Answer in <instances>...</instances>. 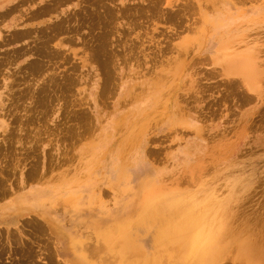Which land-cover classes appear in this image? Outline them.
Here are the masks:
<instances>
[{
    "label": "rangeland",
    "instance_id": "1",
    "mask_svg": "<svg viewBox=\"0 0 264 264\" xmlns=\"http://www.w3.org/2000/svg\"><path fill=\"white\" fill-rule=\"evenodd\" d=\"M31 1L0 0V201L41 181L90 193L76 210L72 199L51 206L84 255L102 258L90 220L128 209L145 172L163 189L224 196L214 264H251L239 244L264 256V82L257 97L211 63L219 43L202 19L238 18L261 60L264 0ZM58 249L42 222L0 226V264H66Z\"/></svg>",
    "mask_w": 264,
    "mask_h": 264
},
{
    "label": "bare ground",
    "instance_id": "2",
    "mask_svg": "<svg viewBox=\"0 0 264 264\" xmlns=\"http://www.w3.org/2000/svg\"><path fill=\"white\" fill-rule=\"evenodd\" d=\"M59 2H61V1H59ZM48 3H50V2H48ZM100 3H101V1L98 4L100 5ZM43 4L45 5V3H43ZM55 4H53V5H55ZM86 4L89 5L88 2H86ZM140 4H142V3H140ZM90 5L93 6L92 4H90ZM101 5H102V3H101ZM104 5L106 6V4H104ZM78 7H79V5H78ZM51 8H52V6H51ZM116 9H118V8H116ZM135 9H136V6H135ZM135 9H133V10H135ZM41 10H42V8H41ZM95 10H97V9L95 8ZM103 11L104 10H102V12ZM78 12H79V10H78ZM132 12H134V11H132ZM187 12H189V11H187ZM263 12H264V10L260 11L256 14H258V16H261V18H264ZM1 13H3V12H1ZM5 13H7V11ZM111 13H112V11H111ZM111 13H108V14L110 15ZM127 14H128V12H127ZM226 14H228V13L219 12L215 16H212L209 18H207L206 15L205 16L203 15L204 17L202 19H203L204 24H209L211 26V28L213 30V34L219 43L218 44L219 45L218 50L215 52V54H212L210 61H211V63L219 65L224 73L236 75V78L239 81V85L241 82V84H242L241 87L244 86V88L246 89V92L252 93V94L256 95L257 97H259L260 92L262 91V85L264 82L263 81L264 80V68L261 67V63L263 62L264 57L262 58L263 60L261 59L262 62H261V60H259L260 56H261L260 53L262 52L261 51L262 48L260 46H258L257 44L250 45L248 41L244 42V40H239L240 37H238V36L240 35V31H239L240 25L238 23V18H236V23H235L234 20L232 19L233 18L232 15L229 16ZM6 15H8V14H6ZM124 15H126V14H124ZM76 17H77V15H76ZM117 17H119V16L117 15ZM198 17H200V16H198ZM40 19H42V18H40ZM57 19H59V18H57ZM117 19H119V18H117ZM149 20H150V18H149ZM134 21H135V19H134ZM142 22H144V20ZM114 23H115V20H114ZM116 23H115V25H116ZM235 24H236V35L234 33ZM110 25H112V24H110ZM52 26H53V24H52ZM114 27L115 26H113V28ZM59 33H61V32H59ZM39 34H37V35H39ZM111 34H113V33H111ZM246 34H248V33H246ZM243 35H245V34H243ZM50 37H51V35H50ZM37 38H38V36H37ZM249 40H252V39H249ZM234 41H236V46L234 44H232ZM44 46H46V45H44ZM39 54L41 55V53H39ZM109 54H111V52ZM263 55H264V52H263ZM31 73H30V75H31ZM236 78H234V79H236ZM55 84H56V82H55ZM237 87H238V82H237ZM238 89H240V87ZM251 96H253V95H251ZM123 167L124 166L120 167V171L123 169ZM131 175H132L131 172L126 174L125 180L123 182V184H125V186H127L129 184L128 180L131 178ZM188 177L190 178V176H188ZM137 178H138V180L136 181L137 185L134 183L135 186H137L136 192L133 193L131 196H127V198L125 197V199L123 200V201L128 200L127 206H125V208H128V209H125L122 211V209L124 208V207H120V204H122V202L121 203L118 202L116 207L114 208V211H115L114 213L110 212V211L104 212V214L106 216L114 219L113 222H111V223H113L111 226H109V225H103L102 226V225H98L95 223H90L92 225L91 227H92L93 231H95L100 236L99 240H102V242H100L102 244H100V245L106 249L105 252L108 250L111 252V254L115 255V257H114L115 259L113 258L115 261L113 260L114 263H112V264H214L215 262H217V255H218L219 251H221L223 248L221 245H219V238L221 235L219 217L223 211L222 207H223V205H225L224 204L225 202L222 203L224 196H222V197L220 196V198H222V199L220 200L221 202H219L218 198L214 199V197H212L210 194L206 193V194L197 195L196 193H193V192H190L187 190H181V189L177 188V186L174 188L169 187V188L163 189L159 186L158 182H156L154 179L149 177L147 175V173H145V172H142L141 175ZM140 187H143V188L140 189ZM144 187H148V188H144ZM240 188H242V187H240ZM204 191H205V189H204ZM210 192L208 191V193H210ZM224 192H226V191H224ZM71 194H72L71 195L72 201L75 202L74 203V207H75L74 209L75 210L77 208H79V207H77V205L82 204L79 201V199H82V200L85 199L86 203L88 204V203H90L91 199L93 198V195H91L90 193H85V195L84 194L79 195V194H76V192H74ZM194 194H196V195L193 196ZM80 197H82V198H80ZM83 204H84V202H83ZM130 206H132L131 210L133 211V213L129 212ZM121 211H122V213H121ZM125 212H129V214H126ZM104 248H103V250H104ZM245 249L246 248H245L244 244H239V246H238L239 252L242 254L243 257H245V259L249 260L251 262V264H264V256H262L261 254H255L253 256H251V255L246 256L245 255V253H246Z\"/></svg>",
    "mask_w": 264,
    "mask_h": 264
},
{
    "label": "crops",
    "instance_id": "3",
    "mask_svg": "<svg viewBox=\"0 0 264 264\" xmlns=\"http://www.w3.org/2000/svg\"><path fill=\"white\" fill-rule=\"evenodd\" d=\"M53 186V184L43 181L29 183L26 184L24 188L18 190L14 194H11L4 200L0 201V226H14L21 221H25L28 219L42 222L46 226L47 231L53 236L54 241L57 242L59 247L58 254H60L62 258L67 260L66 264L114 263L113 260L115 258L112 256L110 251L107 250L105 252V248L104 257L102 258L93 256V249L90 250V255L88 257L84 255L81 246L77 245V240H79L80 237L76 233L72 232L73 230H75V228L69 227L65 223L61 224L60 219L62 217V212L55 211L51 206V204L62 198L71 200V193L73 192H52L53 190L57 189ZM58 189L61 190L63 189V187ZM113 220V218L104 216V225H108L109 223L113 222ZM90 221V223H93L95 222V219L93 218ZM89 229L90 234H93V232H95L93 231L90 224ZM95 234L97 238H100V236L96 232Z\"/></svg>",
    "mask_w": 264,
    "mask_h": 264
}]
</instances>
